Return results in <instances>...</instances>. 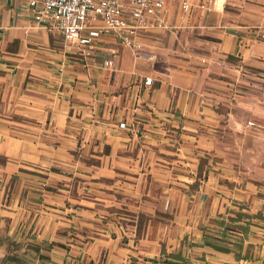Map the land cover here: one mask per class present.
I'll return each mask as SVG.
<instances>
[{
	"label": "crops",
	"instance_id": "crops-1",
	"mask_svg": "<svg viewBox=\"0 0 264 264\" xmlns=\"http://www.w3.org/2000/svg\"><path fill=\"white\" fill-rule=\"evenodd\" d=\"M139 41L83 68L0 0V264H264V0L173 6Z\"/></svg>",
	"mask_w": 264,
	"mask_h": 264
},
{
	"label": "built area",
	"instance_id": "built-area-1",
	"mask_svg": "<svg viewBox=\"0 0 264 264\" xmlns=\"http://www.w3.org/2000/svg\"><path fill=\"white\" fill-rule=\"evenodd\" d=\"M216 0H26L27 11L38 25L57 33L67 43H74L78 57L74 61L83 68L96 60L100 42L113 41L118 47L129 49L134 57L150 59L139 38L150 29L167 28L171 8L177 6L182 14L193 9L209 13ZM226 1V0H223ZM106 70L113 68L111 59L102 60ZM63 72L62 66L57 68ZM143 84L150 87L152 78ZM248 125H253L248 123ZM120 129L125 124H119Z\"/></svg>",
	"mask_w": 264,
	"mask_h": 264
},
{
	"label": "trees",
	"instance_id": "trees-1",
	"mask_svg": "<svg viewBox=\"0 0 264 264\" xmlns=\"http://www.w3.org/2000/svg\"><path fill=\"white\" fill-rule=\"evenodd\" d=\"M201 177V176H200ZM222 226H225V225H223V224H221ZM224 229L226 230V231H234V229L235 228H233V227H224ZM239 230L241 231V233H243V234H245L246 233V228L244 227V228H239ZM8 245L9 246H14V247H16L17 249L19 248V244L18 243H16V242H11V241H9L8 242ZM30 249L32 250V251H34V252H36L37 253V258H39L40 260H46V261H48V258H46V257H44V256H42V255H39L38 254V252H39V249L38 248H36L35 246H31L30 247ZM16 250V249H15ZM176 260H180L179 258H176L175 256H173ZM5 260H8V261H11V262H16V263H21V260L19 259V257H18V255L17 254H13V255H8V256H6V258H5ZM164 263H170V264H175L174 262H164ZM181 263L182 264H185V262H184V260L183 259H181Z\"/></svg>",
	"mask_w": 264,
	"mask_h": 264
},
{
	"label": "rangeland",
	"instance_id": "rangeland-1",
	"mask_svg": "<svg viewBox=\"0 0 264 264\" xmlns=\"http://www.w3.org/2000/svg\"><path fill=\"white\" fill-rule=\"evenodd\" d=\"M49 33H51V32H49ZM65 44V43H64ZM101 183H102V181H101ZM142 221L144 220L143 218L141 219ZM16 249V250H15ZM9 250L12 252V254H16V253H13V252H17V253H20L21 252V249L20 248H16V247H14V246H9Z\"/></svg>",
	"mask_w": 264,
	"mask_h": 264
}]
</instances>
